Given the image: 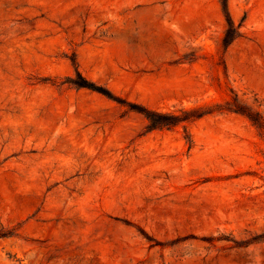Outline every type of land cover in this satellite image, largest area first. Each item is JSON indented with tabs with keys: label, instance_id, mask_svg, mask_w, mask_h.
<instances>
[{
	"label": "rangeland",
	"instance_id": "rangeland-1",
	"mask_svg": "<svg viewBox=\"0 0 264 264\" xmlns=\"http://www.w3.org/2000/svg\"><path fill=\"white\" fill-rule=\"evenodd\" d=\"M227 9L224 49L219 0H0V264H264V128L226 110L264 124V0Z\"/></svg>",
	"mask_w": 264,
	"mask_h": 264
},
{
	"label": "trees",
	"instance_id": "trees-1",
	"mask_svg": "<svg viewBox=\"0 0 264 264\" xmlns=\"http://www.w3.org/2000/svg\"><path fill=\"white\" fill-rule=\"evenodd\" d=\"M222 11L225 16L227 27L223 33L221 39V45L225 49L231 43V41L235 38L236 29L233 26V22L229 16L228 9H227V0H219ZM77 80L71 79L69 81L70 84L74 85L77 88H85L90 91L97 92L109 99H113L112 95L106 89L95 85L92 82H89L81 77L79 73L76 72ZM114 100V99H113ZM228 104V103H227ZM230 107L226 108V110L230 112H235L244 115L249 121H251L255 126L258 128H264L263 122L257 116V113L249 111L237 103L235 101L229 102ZM129 108L138 114H140L148 123L151 128L156 127H172L178 124L183 120H187L189 118H199L202 114L195 112L196 110H182L180 115H176L171 112H158L149 110L145 107L138 106V105H129Z\"/></svg>",
	"mask_w": 264,
	"mask_h": 264
}]
</instances>
